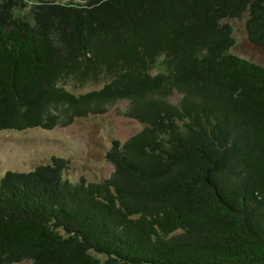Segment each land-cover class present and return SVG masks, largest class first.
Instances as JSON below:
<instances>
[{"label": "trees", "instance_id": "1", "mask_svg": "<svg viewBox=\"0 0 264 264\" xmlns=\"http://www.w3.org/2000/svg\"><path fill=\"white\" fill-rule=\"evenodd\" d=\"M0 2V131L117 114L114 171L66 159L0 177V264H264V0ZM91 88L84 91L86 88Z\"/></svg>", "mask_w": 264, "mask_h": 264}, {"label": "rangeland", "instance_id": "2", "mask_svg": "<svg viewBox=\"0 0 264 264\" xmlns=\"http://www.w3.org/2000/svg\"><path fill=\"white\" fill-rule=\"evenodd\" d=\"M3 1L6 0H0ZM39 1L14 0L18 5L12 11L16 16L28 13ZM52 1L67 4L88 0ZM247 20L248 15L245 14L228 21L235 39L231 53L264 67V53L248 40ZM89 89L87 87L84 91ZM125 106L126 103L121 102L104 115L77 119L66 128L0 131V177L7 171H33L50 163L53 157H59L70 162L69 169L63 174L64 180L77 183L84 178L88 183H98L109 178L114 168L107 161L106 153L112 141L125 142L143 128L138 121L117 114V110H124Z\"/></svg>", "mask_w": 264, "mask_h": 264}, {"label": "water", "instance_id": "3", "mask_svg": "<svg viewBox=\"0 0 264 264\" xmlns=\"http://www.w3.org/2000/svg\"><path fill=\"white\" fill-rule=\"evenodd\" d=\"M49 1H52V0H49Z\"/></svg>", "mask_w": 264, "mask_h": 264}]
</instances>
